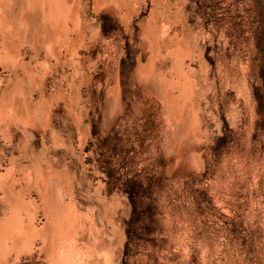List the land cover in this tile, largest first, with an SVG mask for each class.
Returning a JSON list of instances; mask_svg holds the SVG:
<instances>
[{"label":"rangeland","instance_id":"1","mask_svg":"<svg viewBox=\"0 0 264 264\" xmlns=\"http://www.w3.org/2000/svg\"><path fill=\"white\" fill-rule=\"evenodd\" d=\"M77 262L264 264V0H0V264Z\"/></svg>","mask_w":264,"mask_h":264},{"label":"bare ground","instance_id":"2","mask_svg":"<svg viewBox=\"0 0 264 264\" xmlns=\"http://www.w3.org/2000/svg\"><path fill=\"white\" fill-rule=\"evenodd\" d=\"M66 255L68 256V254H66ZM58 258H59V257H58ZM67 258H68V257H67ZM71 261H72V259H71ZM79 261H80V260H79ZM68 262H69V261H68ZM73 263H75V262H73ZM73 263H72V264H73ZM77 263H79V262H77ZM79 264H81V263H79Z\"/></svg>","mask_w":264,"mask_h":264}]
</instances>
